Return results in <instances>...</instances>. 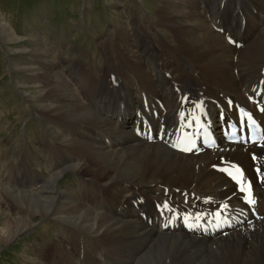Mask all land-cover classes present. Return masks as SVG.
Instances as JSON below:
<instances>
[{
    "label": "bare ground",
    "instance_id": "bare-ground-1",
    "mask_svg": "<svg viewBox=\"0 0 264 264\" xmlns=\"http://www.w3.org/2000/svg\"><path fill=\"white\" fill-rule=\"evenodd\" d=\"M158 1L156 18L137 8L130 23L108 31L105 64L64 63L39 35L17 65L33 78L49 134L0 176L10 184L0 186V241L51 214L62 226L50 264H264V178L252 174L257 165L264 176V142L228 144L218 118L235 115L231 100L264 105V30L251 37L247 28L246 38L230 31L263 26L264 0L256 11L254 0H230L227 12L209 8L214 0ZM154 31L168 38L155 39ZM0 35L23 39L1 15ZM257 115L264 125V111ZM206 126L218 147L176 150L179 134ZM226 161L242 163L254 179V206L224 175ZM41 162L48 175L29 173ZM69 169L87 178L73 191L59 186Z\"/></svg>",
    "mask_w": 264,
    "mask_h": 264
},
{
    "label": "rangeland",
    "instance_id": "rangeland-1",
    "mask_svg": "<svg viewBox=\"0 0 264 264\" xmlns=\"http://www.w3.org/2000/svg\"><path fill=\"white\" fill-rule=\"evenodd\" d=\"M158 5V0H0L2 22L9 23L19 36L23 35V39L16 43L5 42L0 35V176L7 169L16 168L19 154H23L26 149H38L37 145L48 138L49 132L42 124L38 98H35L37 90L33 78L27 70L17 66H23L34 53L36 38L39 35L45 37L48 45L59 52L57 56L63 57L64 63L83 58L87 63H93V60L102 65L107 63L104 39L108 31L113 33L114 28L123 24L122 21L130 23L128 16L136 12L137 8L147 16L156 18ZM208 7L227 12L230 0H214L209 2ZM257 9L256 2L255 11ZM196 13L202 15L201 10ZM202 19L204 21V17ZM160 26L164 32V25ZM247 28L252 30L251 37L260 36L264 25L258 27V23H255L252 27L248 23L243 29L241 24L233 25L230 31L236 37L246 38ZM150 34L158 40L160 36L168 38L162 32ZM229 44L230 41L225 39L224 47ZM237 49L234 48V54ZM24 92L29 93V97ZM35 170L43 175L49 173L45 162L31 164L29 173L35 175ZM83 179L87 178L69 169L59 178V186L65 191H73ZM5 184L10 185L0 177V186ZM10 208L1 209H5V215L14 218L17 213L14 208ZM5 224L4 216L0 217V232ZM61 226L62 223L51 214L45 219L35 218L10 242L0 241V264H37V261L50 264L58 254L57 249L51 248V242L57 238Z\"/></svg>",
    "mask_w": 264,
    "mask_h": 264
}]
</instances>
